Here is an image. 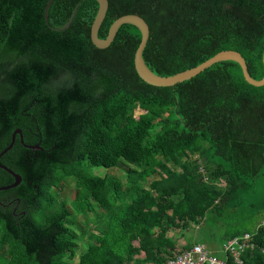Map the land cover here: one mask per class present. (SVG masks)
<instances>
[{
	"label": "trees",
	"instance_id": "1",
	"mask_svg": "<svg viewBox=\"0 0 264 264\" xmlns=\"http://www.w3.org/2000/svg\"><path fill=\"white\" fill-rule=\"evenodd\" d=\"M48 1L0 0V153L18 129L34 147L18 135L0 161L22 178L0 192V264H167L198 244L235 264L222 246L245 234L244 263L264 264V86L230 61L148 85L136 27L101 50L97 1L55 0L49 25ZM125 15L148 23L143 58L159 76L233 50L264 78V0H109L99 38ZM14 182L0 168V188Z\"/></svg>",
	"mask_w": 264,
	"mask_h": 264
},
{
	"label": "water",
	"instance_id": "2",
	"mask_svg": "<svg viewBox=\"0 0 264 264\" xmlns=\"http://www.w3.org/2000/svg\"><path fill=\"white\" fill-rule=\"evenodd\" d=\"M54 1L55 0H49L46 10H45V19L48 25H49V11ZM95 1H97L99 5V10L93 22L92 28H91V40H92L93 45L96 48L101 49V50L108 49L111 46V44L115 41L117 34L122 26L132 25L136 27L140 31L142 38H141L140 45L135 53V58H134L135 70L138 76L148 85H151L154 87H160V88L174 87L178 84L184 83L186 81H189L197 77L201 73L210 69L215 64L230 61V62H235L240 65L242 72H243L244 79L249 85L254 86V87L264 86V78L262 80L254 79L249 73L247 63L245 59L243 58V56L239 52L233 51V50L222 51L218 53L217 55H215L213 58L204 62L203 64L195 68L181 72L179 74H176L174 76L162 77V76L155 74L153 71H151L148 68L143 58L144 50L146 49V46L150 38V27L148 23L142 17L138 15L122 16L113 23V25L110 28L107 38L101 39L99 38L98 34L105 21L106 15L109 10V0H95ZM77 10L78 8L75 9L69 22L64 27L53 28V30L56 32H61V31H65L69 29L73 23ZM263 64H264V55H263ZM16 135L22 136V131L18 129L14 132L13 137H12V143L9 145V147H7L4 151L0 153V161H1V158L13 148ZM0 168L6 171L7 173L11 174L15 179V182L13 184L9 186L1 187L0 192L14 189L21 184L22 182L21 176L14 173L7 167L3 166L1 162H0Z\"/></svg>",
	"mask_w": 264,
	"mask_h": 264
},
{
	"label": "built area",
	"instance_id": "3",
	"mask_svg": "<svg viewBox=\"0 0 264 264\" xmlns=\"http://www.w3.org/2000/svg\"><path fill=\"white\" fill-rule=\"evenodd\" d=\"M251 234H245L243 237L229 240L222 246L224 255H231L234 258L235 264H245L242 259V254L245 250L253 248L254 244L251 241ZM142 254L140 253L141 257ZM226 260L212 254L205 245H194L190 249H186L181 253H175V257L170 259L167 264H226Z\"/></svg>",
	"mask_w": 264,
	"mask_h": 264
},
{
	"label": "rangeland",
	"instance_id": "4",
	"mask_svg": "<svg viewBox=\"0 0 264 264\" xmlns=\"http://www.w3.org/2000/svg\"><path fill=\"white\" fill-rule=\"evenodd\" d=\"M141 114H143V112H142L141 110H137V111H136V117H137V118H138ZM97 174H100V175H103V176H106L107 174H110L111 176H113V177H115V178L121 180L123 183H126V180H125V178H124V174H123V171H122V170L107 171V170H105V169H99V171L97 172ZM68 184L71 186V188H76V184H75L74 180L69 179V180H68ZM89 218H90V219H93L92 214L89 216ZM78 221L82 224L83 228L86 229V227H87L86 224H85V221H86V220H85L84 218H79ZM93 226H94V225H93V223L91 222V223L89 224V228H90V227H93ZM135 246H136V247H139L138 244H136ZM205 246H206V244H205ZM206 248H207L210 252H212V249H211V248H208L207 246H206ZM81 251H83V248H81ZM138 255L140 256V253H139V252H136V256H138Z\"/></svg>",
	"mask_w": 264,
	"mask_h": 264
},
{
	"label": "flooded vegetation",
	"instance_id": "5",
	"mask_svg": "<svg viewBox=\"0 0 264 264\" xmlns=\"http://www.w3.org/2000/svg\"><path fill=\"white\" fill-rule=\"evenodd\" d=\"M14 132H15V131H13V134H14ZM13 134H12V137H13ZM17 136H18V135H16V137H17ZM20 137H21V143H22V145L24 146L25 149H32V148H34V147H32V146H29V145L24 144L21 135H20ZM15 142H16V139H15Z\"/></svg>",
	"mask_w": 264,
	"mask_h": 264
}]
</instances>
